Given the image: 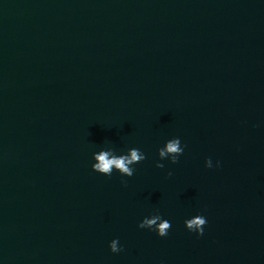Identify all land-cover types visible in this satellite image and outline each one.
<instances>
[{"label": "water", "instance_id": "1", "mask_svg": "<svg viewBox=\"0 0 264 264\" xmlns=\"http://www.w3.org/2000/svg\"><path fill=\"white\" fill-rule=\"evenodd\" d=\"M0 264H264V0H0Z\"/></svg>", "mask_w": 264, "mask_h": 264}, {"label": "clouds", "instance_id": "2", "mask_svg": "<svg viewBox=\"0 0 264 264\" xmlns=\"http://www.w3.org/2000/svg\"><path fill=\"white\" fill-rule=\"evenodd\" d=\"M183 152L180 147V140L173 139L167 142L163 149L159 151V156L163 158L166 155L171 154L173 159L171 163L175 164L177 162L176 158ZM95 159L97 163L94 165L95 172L103 173L104 176H109L113 169L118 170L119 173L123 174L125 177H131L133 175V169L130 167L131 164L139 162L145 159L144 154L140 152L139 149H131L127 155L115 156L108 151L100 152ZM157 168H162L164 165L156 164ZM206 219L203 216H197L195 219L187 223L188 229H195L197 235L203 234V226L206 224ZM146 225L151 227L156 224V219L147 220ZM143 226V225H142ZM170 228V223L165 221L161 223L156 231L157 236H166ZM110 251L116 253L121 249L117 248V241L113 240L109 245Z\"/></svg>", "mask_w": 264, "mask_h": 264}]
</instances>
